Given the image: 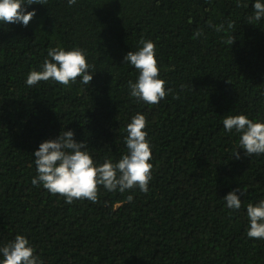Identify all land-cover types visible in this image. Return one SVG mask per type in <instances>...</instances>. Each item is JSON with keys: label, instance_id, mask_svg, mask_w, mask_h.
Masks as SVG:
<instances>
[{"label": "trees", "instance_id": "obj_1", "mask_svg": "<svg viewBox=\"0 0 264 264\" xmlns=\"http://www.w3.org/2000/svg\"><path fill=\"white\" fill-rule=\"evenodd\" d=\"M242 3L48 0L27 7L36 15L26 27L0 22V247L20 234L44 264H264L246 211L264 199V155L245 156L239 134L223 127L229 115L264 121V18L248 24L255 0ZM141 39L155 43L172 90L156 105L130 96L139 73L124 57ZM53 47L85 51L89 85L26 84ZM137 113L152 147L147 193L101 188L96 203L68 204L32 184L34 152L62 130L97 164L119 161ZM237 188L245 194L233 211L223 198Z\"/></svg>", "mask_w": 264, "mask_h": 264}, {"label": "clouds", "instance_id": "obj_2", "mask_svg": "<svg viewBox=\"0 0 264 264\" xmlns=\"http://www.w3.org/2000/svg\"><path fill=\"white\" fill-rule=\"evenodd\" d=\"M48 0H0V22L5 24H22L28 26L35 17L36 11H28L31 5H46ZM77 0H68L69 6L75 5ZM237 7L247 8V3L236 0ZM254 14L247 17L248 24L258 22L264 18V3L255 0ZM234 27V22H229L228 29ZM217 32L226 31L224 25L215 27ZM197 37L202 31L195 33ZM227 44L235 42L234 36H228ZM142 47L133 52L129 51L124 57L127 62L138 71L135 82L129 81L130 96L137 102L149 105L159 104L172 91L167 88V82L160 78V69L156 59V45L151 40L141 39ZM94 68L87 62L86 53L81 48L65 50L62 47H53L48 50L40 70H32L27 75L26 84L29 87L39 82L52 80L65 87L80 78V82L89 85L93 79ZM178 98V97H174ZM146 116L137 113L126 126L127 135L125 145L127 153L117 162L106 159L102 164H97L91 154L86 150L84 141L77 142L72 130L61 131L56 139L46 140L34 152V163L37 175L33 178L34 186L42 185L49 193L60 195L68 204L75 200L98 201L100 189L108 192L139 191L147 193L152 179L153 165L152 147L148 139ZM224 129L239 134V149L244 150L245 156L264 155V121H254L244 114L229 115L223 119ZM235 158L240 154L236 150ZM244 191L240 188L229 192L223 200L230 210H239L242 201L236 194ZM131 202L133 197L128 196ZM247 217L250 225L247 236L250 239H264V199L258 203L247 204ZM0 264H44L36 249L24 235H16L13 241L0 247Z\"/></svg>", "mask_w": 264, "mask_h": 264}]
</instances>
